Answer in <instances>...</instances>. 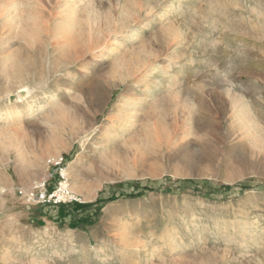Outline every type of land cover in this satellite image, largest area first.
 Segmentation results:
<instances>
[{"label": "rangeland", "instance_id": "obj_1", "mask_svg": "<svg viewBox=\"0 0 264 264\" xmlns=\"http://www.w3.org/2000/svg\"><path fill=\"white\" fill-rule=\"evenodd\" d=\"M0 3L19 8L0 13V264H264V151L247 130L264 125V0ZM70 4L73 39L57 29ZM20 84L44 108L17 116L4 93ZM61 157L81 202H27L36 181L57 186Z\"/></svg>", "mask_w": 264, "mask_h": 264}, {"label": "bare ground", "instance_id": "obj_2", "mask_svg": "<svg viewBox=\"0 0 264 264\" xmlns=\"http://www.w3.org/2000/svg\"><path fill=\"white\" fill-rule=\"evenodd\" d=\"M2 1V0H1ZM9 7H13L14 11L16 9V11H18V4H11L10 6H6L5 3H0V13H4L8 10ZM182 7V3L181 1H176L174 3H172L168 9H166L164 12H162L160 14V19H158L160 22H163L169 15L171 12L176 11V10H181ZM5 8V9H4ZM4 9V10H3ZM10 11V10H9ZM74 7H72V5H68V8H64L62 10L61 15H64L63 17H60L59 19V23L57 24V29L58 31H64L67 34L68 38H74L76 36V34L78 33L77 31V26H76V18L73 16L74 15ZM8 12V11H7ZM5 15V14H4ZM67 16V17H66ZM6 18H10L8 20H12L11 18V14L8 12V14L5 15ZM159 22V23H160ZM165 22V21H164ZM11 23V22H10ZM14 26V25H13ZM69 42V41H68ZM66 48V47H65ZM5 62H7V58L4 60ZM6 65V64H5ZM124 80H120L117 84L113 85V86H118L121 83H123ZM99 87V84H98ZM100 91V90H99ZM148 94L147 96H145L144 98L141 97H130L128 100H126L124 102L123 105H121L122 107L120 108V110L118 111V114L116 116V118L114 119L112 125L110 128L107 129L106 133L104 134V143H103V150L102 152L105 153V151H112V147L113 145L119 141L118 139H123L125 138V136L131 132V130L135 127V123H136V119L139 115V110L140 108L149 102L150 97L152 96L153 90L149 88V90L147 91ZM33 89L27 85V84H20L18 85V88L15 90H9L6 91L4 93V97H6L7 102L9 104H14L18 101L21 102V104H23V107H18L15 109L16 115L19 117L24 116L25 114H33L35 111H37L39 108H44V106L39 105L38 102L36 101V99L33 97ZM3 94V93H2ZM1 94V95H2ZM1 97V96H0ZM51 105V104H50ZM17 107V106H16ZM4 108V107H3ZM2 109V108H1ZM144 109V108H143ZM12 110V109H11ZM14 110V109H13ZM10 114V112L8 113ZM7 114V115H8ZM14 116V115H13ZM14 118V117H13ZM251 124L250 127H247V130H256V134L253 136V139L255 141H259V147L261 148V150L264 151V125H258L257 121L255 119H251ZM249 126V125H248ZM135 130V129H134ZM133 132V131H132ZM141 132V131H140ZM165 132V131H164ZM142 133V132H141ZM161 133V132H160ZM168 133V132H167ZM148 134V133H147ZM149 135V134H148ZM148 135H146V137L144 138L146 140V142H149L148 140ZM163 135V134H162ZM141 136V135H140ZM169 136V135H168ZM138 137V136H137ZM165 137V136H164ZM135 138V137H134ZM133 138V140H134ZM162 138V136H161ZM157 139V142L160 143L161 145L164 143L163 139ZM169 138V137H167ZM141 139H143V137H141ZM150 139V138H149ZM166 140V138H164ZM124 140V139H123ZM132 140V141H133ZM136 140V139H135ZM151 140V139H150ZM138 141V140H137ZM131 142V140L129 141ZM135 142V141H134ZM166 142V141H165ZM170 142V141H169ZM125 143V142H124ZM127 143V142H126ZM136 143V142H135ZM134 143V144H135ZM171 143V142H170ZM133 144V145H134ZM138 144V143H137ZM136 144V145H137ZM127 146V145H126ZM131 146V145H130ZM135 146V145H134ZM167 146V145H166ZM169 146V145H168ZM129 147V146H128ZM99 149V148H98ZM121 149H123L121 147ZM126 149V148H124ZM123 149V150H124ZM122 150V151H123ZM119 151V149H118ZM120 151V156L122 155L123 157L126 155H124V152ZM116 152V151H114ZM129 152V151H128ZM119 153V152H117ZM126 153V152H125ZM130 154V153H129ZM111 155V154H110ZM109 155V156H110ZM112 156H115V154H113ZM111 156V157H112ZM117 156V155H116ZM128 157V155H126ZM118 157V156H117ZM116 157V158H117ZM126 157V159H128ZM114 158V157H113ZM118 159V158H117ZM132 159V158H131ZM88 159H86L85 156H82L80 158L77 159L76 161V165L79 166V169L82 170L84 167V163L87 162ZM106 160H111L110 157H107ZM124 161V160H123ZM127 161V160H126ZM132 163V161H131ZM122 164V163H120ZM64 174L67 176L68 175V168L65 169L64 168ZM68 177V176H67ZM70 185V184H69ZM30 188L26 191H22L25 195L29 192ZM73 192V191H72ZM74 193V192H73ZM75 194V193H74ZM77 195V194H75ZM92 195L90 193L84 194V199L85 200H90L92 199ZM244 221V220H243ZM184 222V221H183ZM191 223H195V219L191 218V219H186L185 220V225L189 226V224ZM184 225V226H185ZM196 227V226H195ZM227 227V226H226ZM127 228V227H126ZM193 228V227H192ZM228 230V229H227ZM239 230V229H238ZM246 230V229H245ZM237 231V230H235ZM234 232V231H233ZM232 232V233H233ZM178 234V230L177 228H173L171 230H169L166 235H165V243L167 241L172 240L176 235ZM180 235V234H179ZM235 235V234H234ZM177 239V238H176ZM18 238L14 237V242H17ZM173 242V241H172ZM164 245V244H163ZM183 246V245H182ZM169 247V246H168ZM159 248H155L154 253H158ZM151 251V250H150ZM186 251V250H185ZM153 254V253H152ZM150 255V254H149ZM152 256V255H151Z\"/></svg>", "mask_w": 264, "mask_h": 264}, {"label": "built area", "instance_id": "obj_3", "mask_svg": "<svg viewBox=\"0 0 264 264\" xmlns=\"http://www.w3.org/2000/svg\"><path fill=\"white\" fill-rule=\"evenodd\" d=\"M64 158L55 159L54 164L58 168L59 181L55 188L48 187V178L36 181L25 195L26 201L37 204H70L81 202L69 185L68 177L64 174Z\"/></svg>", "mask_w": 264, "mask_h": 264}]
</instances>
